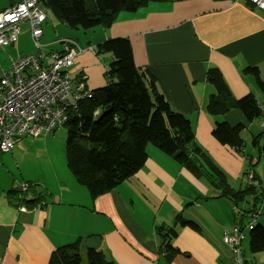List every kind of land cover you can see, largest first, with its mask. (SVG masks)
<instances>
[{
	"label": "crops",
	"instance_id": "1",
	"mask_svg": "<svg viewBox=\"0 0 264 264\" xmlns=\"http://www.w3.org/2000/svg\"><path fill=\"white\" fill-rule=\"evenodd\" d=\"M18 1L4 0L0 9ZM19 28L17 42L0 48L9 55L10 64L21 55L37 53L27 22ZM42 30L40 42L44 49L54 51L62 48L59 38L94 47L109 37L127 38L134 64L147 69L171 108L190 120L196 143L223 171L232 188H242L250 171L264 182L260 119L244 122L241 151L219 143L211 135L214 124L225 121L234 125L243 119L236 108L221 115L206 111L214 87L205 78L206 70L216 67L233 96L252 93L258 104H264V87L260 88L254 73L246 70L255 67L264 82L263 11L246 0L152 1L134 11H120L108 28L82 32L50 16ZM42 61L48 62L45 58ZM109 61L110 55H102L101 60L97 53L86 51L76 57L75 74L70 78L79 81V74L89 90L102 87L107 83ZM256 136L258 145L252 144ZM146 152L140 169L93 199L65 172L50 178L33 174L30 180L38 181L43 204L25 205L22 210L6 196L10 186L0 182V264H47L56 246L88 234L95 236L85 239L82 247L100 248L115 264H232L231 253L222 241L223 232L235 220L232 201L214 197L217 190L207 180L195 177L154 145L148 144ZM0 170L10 176L2 162ZM14 179H10L11 186L18 184ZM261 200L257 221L264 225ZM178 213L196 221L199 229L176 222L177 235L171 243L179 252L167 261L158 251L156 226L174 225ZM252 254L250 258L243 254L245 264H264V253Z\"/></svg>",
	"mask_w": 264,
	"mask_h": 264
},
{
	"label": "trees",
	"instance_id": "2",
	"mask_svg": "<svg viewBox=\"0 0 264 264\" xmlns=\"http://www.w3.org/2000/svg\"><path fill=\"white\" fill-rule=\"evenodd\" d=\"M152 1L165 0H39V3L49 17L70 29L80 28L78 30L87 32L99 26L108 28L120 11H134ZM93 52L110 55L105 71L107 83L91 89L90 96L78 99L63 124L66 127L67 167L92 199L106 193L140 169L147 158L146 146L152 144L195 177L207 180L217 190L214 197L225 196L230 199L235 208L233 225L242 228L252 213L259 214L262 182L252 173L255 183L232 188L223 171L196 143L190 120L171 108L153 75L134 64L127 38H106L97 43ZM246 70L254 73L258 86L263 88L264 82L258 77L256 68L248 67ZM78 77L84 81L79 74L76 75ZM205 78L214 87V92L207 99L206 111L221 115L236 108L243 119L234 125L217 121L211 129V135L219 143L241 151L245 141L240 131L245 121L260 117L259 104L252 93L233 96L216 67H209ZM23 137L30 136H22L18 141ZM252 144L258 145V136L252 139ZM259 149L264 164V141ZM23 182V189L13 185L6 190L11 203L15 206L42 205L39 183L33 180ZM247 196L252 197L251 208H238L237 204L246 201ZM176 222L193 230L199 229L196 221L184 218L180 213L174 216V225H157L156 233L160 238L158 251L167 261L179 252L171 243L177 235ZM91 236L95 235L78 236L71 242L56 246L47 264H81L82 251L85 252L86 264H115L105 257L100 248L91 245L82 247L84 240ZM247 237L252 253H264V225L257 219L247 231Z\"/></svg>",
	"mask_w": 264,
	"mask_h": 264
},
{
	"label": "built area",
	"instance_id": "3",
	"mask_svg": "<svg viewBox=\"0 0 264 264\" xmlns=\"http://www.w3.org/2000/svg\"><path fill=\"white\" fill-rule=\"evenodd\" d=\"M246 1L264 12V0ZM48 17L39 0H19L0 9V48L16 43L21 33L19 25L28 22L31 42L37 50L36 54L19 56L9 70L0 71L2 151L9 150L22 136L49 134L65 124L68 112L75 107L77 100L91 95V90L84 86L83 81L70 78L69 68L78 55L93 52V45L81 46L73 39L59 38L62 50L46 52L40 37L42 22ZM42 58L49 62L44 64ZM259 108L260 125L264 129V104H259ZM15 185L21 189L25 187L24 182ZM260 188L264 199V182ZM257 216V213H252L242 228L235 224L223 232L222 241L231 253L232 264H245L242 241Z\"/></svg>",
	"mask_w": 264,
	"mask_h": 264
},
{
	"label": "rangeland",
	"instance_id": "4",
	"mask_svg": "<svg viewBox=\"0 0 264 264\" xmlns=\"http://www.w3.org/2000/svg\"><path fill=\"white\" fill-rule=\"evenodd\" d=\"M3 1L4 0H0V2ZM29 46L32 47L30 43ZM102 55L108 56L109 58L108 53L97 54V56L101 60ZM10 62L11 61L9 55L4 51H0V71L3 68L9 69L11 67ZM72 67L73 65L69 68V75L75 74V71H72ZM65 138L66 127L64 125H61L56 128L53 133H42L36 137H23L19 141L14 143L11 150H0V162L4 164L6 170H8L10 173V176H8L7 174L2 173V171L0 170L1 184H8L7 186H11L10 179L12 176L17 178L14 180L18 184L25 181L26 179L30 180V176L33 174L35 176L40 174L45 176L46 178H50L55 173L65 172L66 174H69L73 177L66 163ZM263 140L264 139H262V142ZM9 177L10 179H8ZM22 178H24L25 180ZM251 204L252 197L247 196L246 201H240L238 203V206L240 208L247 209L251 206ZM242 248L243 254L245 253L248 258H250L249 256L253 255L248 247L247 233L245 234V238L242 241ZM81 255V264H86L85 252L82 251Z\"/></svg>",
	"mask_w": 264,
	"mask_h": 264
},
{
	"label": "bare ground",
	"instance_id": "5",
	"mask_svg": "<svg viewBox=\"0 0 264 264\" xmlns=\"http://www.w3.org/2000/svg\"><path fill=\"white\" fill-rule=\"evenodd\" d=\"M252 173H253L252 171L246 173L245 184L248 185V184L253 183L252 181H254V180H253V174ZM249 174L251 175V177H248Z\"/></svg>",
	"mask_w": 264,
	"mask_h": 264
},
{
	"label": "clouds",
	"instance_id": "6",
	"mask_svg": "<svg viewBox=\"0 0 264 264\" xmlns=\"http://www.w3.org/2000/svg\"><path fill=\"white\" fill-rule=\"evenodd\" d=\"M254 183H255V181H254ZM261 189V188H260Z\"/></svg>",
	"mask_w": 264,
	"mask_h": 264
}]
</instances>
